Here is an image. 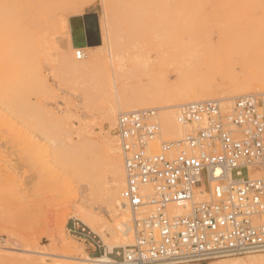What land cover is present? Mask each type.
Returning a JSON list of instances; mask_svg holds the SVG:
<instances>
[{"label":"rangeland","instance_id":"374dc122","mask_svg":"<svg viewBox=\"0 0 264 264\" xmlns=\"http://www.w3.org/2000/svg\"><path fill=\"white\" fill-rule=\"evenodd\" d=\"M166 3L179 18V45L171 49L161 20ZM88 14L97 15L99 40L91 30L72 36L69 19ZM263 77L264 0H0V264L119 261L122 246L110 253L76 216L81 205L102 222L109 216L105 111L117 101L115 78L126 98L158 92L161 102L144 108L159 117V106L180 94L203 91L199 99L229 105L264 92ZM232 88L243 91L220 94ZM114 138L120 154L116 131ZM170 139L162 132L160 140ZM262 260L264 253H254L200 264Z\"/></svg>","mask_w":264,"mask_h":264},{"label":"built area","instance_id":"2783aa9c","mask_svg":"<svg viewBox=\"0 0 264 264\" xmlns=\"http://www.w3.org/2000/svg\"><path fill=\"white\" fill-rule=\"evenodd\" d=\"M176 121L189 130L160 140L157 109L117 116L120 200L132 226L120 264L264 253V92L184 103Z\"/></svg>","mask_w":264,"mask_h":264},{"label":"bare ground","instance_id":"6f19581e","mask_svg":"<svg viewBox=\"0 0 264 264\" xmlns=\"http://www.w3.org/2000/svg\"><path fill=\"white\" fill-rule=\"evenodd\" d=\"M168 6L169 4L165 6V9L163 11L164 15L161 20H162V27L164 29V44L167 48L171 49L179 45V41H180L179 35H178L179 18H178V13H177L178 12L177 7H174L172 9ZM69 22L72 27L73 37L81 36L84 33V24H83L82 16L80 15L73 16L69 19ZM75 25L77 27H75ZM75 30H77V32H75ZM80 49L82 50V48ZM81 50H80V53H81ZM78 52L79 51L77 49L74 50L75 58L78 57L77 56ZM110 52H111V49H110ZM72 62L69 59L67 60V64H69L72 69L73 68L76 69L75 65H73ZM229 75L225 76V78L228 79V83L232 84V83H236L237 81H239L238 80L239 77H237L236 75L235 76L234 75L229 76ZM247 78H250L249 80H253L255 76H249ZM249 80H247V82ZM124 86L125 84H122V83L120 85L117 78L113 80L112 88L114 89V92L117 95L116 97L117 101L114 105L110 106L105 111V114L108 119V123L110 124V131L109 133H107L106 139H105L106 149H107V153L109 157V173H110L109 186L111 189V198H112V203L108 206V209H107L109 216L107 220L102 222L90 210L83 208L82 205L77 207V211H76L77 212L76 216L79 218V220H81V222L84 225H86L92 232L96 233L104 240L105 244L107 245V248L109 249L108 251L110 253L112 252L113 247L118 246V245L124 246L130 243L132 240L131 239L132 238L131 217L129 220L130 214L128 216L129 212L127 213L128 210L121 205V200H120V188L123 182V170H122V162H121L120 154L118 152V147H117V144L114 138L115 131L117 134V124H116V119H115L116 112H127V111L142 109L144 107L151 106L152 104L161 102L158 96L159 93L156 92L155 90L153 93H146V91L135 90L132 92L133 97L126 98L125 90L123 88ZM120 88L122 92H120ZM241 91H243V89L240 90V88L239 89L232 88L231 90H228V91H222L220 94H223L226 97L230 98V97H233L234 95H237ZM203 94H204L203 91H198L195 93L192 92V93L180 94V95H177V98L174 99L170 104L159 106L160 108L165 107V110H163L158 117L159 123L161 125V132H163L165 136L169 138L182 137L183 132L185 130V126L177 123L176 112L174 113L173 107L184 104V103L192 102V101L204 100V99H199L203 97ZM208 95H213V94L208 93ZM210 99H213V98H210ZM91 182H94V183H90L89 185L90 195L93 198H97L98 197V186L96 185L94 179H92ZM85 260L92 261L91 262L92 264H120V261H115L113 259L109 261H99V260L85 258ZM261 263L264 264V260H262Z\"/></svg>","mask_w":264,"mask_h":264},{"label":"water","instance_id":"95a60500","mask_svg":"<svg viewBox=\"0 0 264 264\" xmlns=\"http://www.w3.org/2000/svg\"><path fill=\"white\" fill-rule=\"evenodd\" d=\"M82 18H83L85 36L88 37V32L91 30L94 33V36H96L97 39L99 40L100 35H99L97 15L88 14V15H84Z\"/></svg>","mask_w":264,"mask_h":264}]
</instances>
